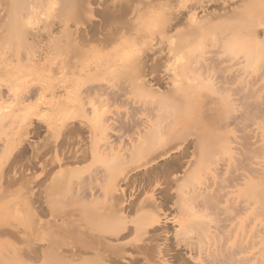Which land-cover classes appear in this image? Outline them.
<instances>
[{"label":"bare ground","instance_id":"bare-ground-1","mask_svg":"<svg viewBox=\"0 0 264 264\" xmlns=\"http://www.w3.org/2000/svg\"><path fill=\"white\" fill-rule=\"evenodd\" d=\"M90 1L91 0H87V3L84 4L83 7L86 8L85 9L86 11L91 13V16H93L92 13L94 11V7ZM131 1L132 0H128V1L126 0V3L123 6L124 9L123 10L121 9L122 11H119L120 8L119 9L115 8V10H118L119 12L118 11L116 12L115 10H112L111 8L110 9L112 11L110 10L109 12H108L109 8H107V11L106 9H104V11L107 12V13H104L106 14L105 19L107 18L106 20L107 23L109 22L108 20H110V24H111L112 18L114 17L116 18L121 14L123 15L128 10L133 11L135 7H133V9L131 7H127L128 6L127 2L130 5ZM149 1L152 2V0H148L146 2L151 4ZM214 3L215 4L217 3L216 7H218V10H216L217 8L213 9V12L208 11V4H209L208 1L207 2L202 1L192 6L191 11L189 10L190 12L189 16H191L189 17V19L192 20V21L191 20L189 21H191L192 24L191 22H189L191 26V30L187 31V33L190 32L188 37L186 36L182 39H175L173 38L174 37L173 35H170L171 36L170 37L167 33H165L166 38L168 36L167 39L164 38L165 36H163L164 42L166 39L165 44L164 42L160 44V42L153 37L155 41H158L156 43H158L159 46L158 44L155 43L154 40L151 42L153 38H151L148 42L150 43V45L146 43L148 39L145 40L144 43H142V45L145 44L143 45L145 48L143 46H138L141 49L142 53H144L143 52L144 49H145L144 51H146L148 46H149V49L147 52H150L152 54L159 51L161 55H164L163 52L164 51L166 52L168 50L170 54L175 55V56L172 55V57L174 56L175 58L180 59V60H175V63L177 61H180L179 63L178 62L177 63L180 64V67H181L180 70L178 69L176 70L175 68H172V70L175 69L174 71L175 73L174 72L171 73L172 72L171 70L169 71V73L166 72L169 69L165 71H163L162 69L161 71L163 72H160L159 71L160 69L157 66L161 64L162 61L160 60L162 59V56H161V59L159 58L160 56L158 57V59L156 57L153 58V56L150 59V57H147L148 56L147 53L144 54L145 56L143 55L144 57L142 59L140 58L141 61L139 60H138L139 62L137 61L138 62L137 65H139L138 66L139 69L137 67V72L139 70V73L137 74L138 75L137 81L139 84L143 86V88L142 86L140 87L141 90L142 91L143 89H145L144 91L148 90L146 92L150 91V94H152V92L154 94V91L156 90L162 94L165 91L168 92L167 94L169 93L172 94L179 90V92H176L178 94H173L174 95L173 98H176L178 95H180L181 98H183V94L186 92L185 90L189 89L188 88L189 86H192L191 85L192 81L193 80L195 81V78L192 77L190 79L191 80V84H190L189 83L190 80L184 75L185 72L183 71L187 68V66H189L188 64L190 63H188L187 61L186 62L184 61L186 60V58L184 59L181 53L189 49L190 48L189 46L193 47L192 43L196 41V38H198L197 37V35L199 36L198 33H203L206 30L210 28L212 29L215 25H217V27L215 28L218 29V34L215 37L216 39L213 41L214 45L213 43L212 45L215 46V49H217L219 55L215 59L211 60L209 57L210 56L209 54L207 59L204 60V61H207V62H204V64L206 65L205 68H208V72L205 70L206 73L205 72L204 73L205 74L209 73L208 74L209 76L205 74L204 75L206 76L205 78L209 79L210 76L212 77V74H214L213 72L211 74L209 70L211 71V68L212 70L213 69L218 70L217 72L219 74L218 73H217L218 75L215 74L216 76L214 78L216 79L218 76L217 79H218V82H220L218 84L222 86V88L220 87L221 92L219 93H222L223 91V93L226 94L227 89L231 87L229 88L231 94L227 93L226 95L223 96V93H222L221 95H219L221 97V98L219 97L220 99H222L223 97L222 100L218 98L217 101L218 100L220 101L218 102L214 101L212 105L207 107L209 123L210 125H214L215 130L211 129L209 131H201V132L197 131L194 133L191 131L192 134H190L189 131L188 132L185 131V129L183 128L185 127V123H186L183 120L186 119V115H188V113L186 112V108L188 104H186V101L184 100V98L183 99L177 98L179 99V101H177V99H174V100H171L170 104H167L166 101H165L166 104H164L165 102L164 103L162 102L163 104H161L162 106L166 105L167 108L169 107L172 112L169 111V109L168 110L165 109L166 106L162 107L160 104H157L158 105L157 108L155 107L157 106L156 104L153 105V108L151 105H150L151 107L148 106V110H150L148 114L152 112L151 114H154L153 115L154 117H151V119L153 120H151L149 123L147 122L148 125L145 123V126L147 127H144L145 128L144 132L143 130H141L142 132H140L139 130L137 132L135 131L136 132L135 134L134 132H131L134 134L133 135V134H129L130 130H128L127 132L128 135L124 133L123 135L124 136L126 135V137L123 136L121 141L119 137L118 138L119 142H118L117 138L113 137L111 131L115 133V131L119 128H116L115 131L113 130L114 128L112 130L109 129L112 127L110 126V122L112 123L111 125H113L114 123L113 118H112L113 116L112 115H111L112 117L110 116L112 118V119L110 118L111 121L109 117H106V114H107V112L105 111L106 106L104 107L103 105H102L103 110L101 109L102 114L99 113L101 112V110H99L101 108L100 107L101 104H97L98 102L96 99L97 97L100 96L98 93L101 92L100 94L103 95L102 90L105 88H103L102 86H100L102 88H99V85H97L98 87L91 86L90 88H89L90 86L89 85L86 88L85 87L86 85L84 86L82 84L83 83L82 80L80 81V79H82L86 73H83L82 71L81 73L77 72L79 71V69L76 71V69L78 68L76 64L79 63L77 65H80L81 67V65L85 63L83 66L85 67V69L83 70H86V67L88 66V60L86 59V55L84 54L85 51L82 49L80 44H82L84 41L96 39L97 37H99V39L100 38L102 39V43L103 42L104 44L109 43L114 40V38L120 32L119 31L120 29L125 28V27L130 28L131 22L128 21V22H123L119 24L116 21L117 24H114L115 22L113 20L114 23L113 22L112 23L114 24V26H111L112 28L108 29L109 34L106 33L107 35L105 34L104 37H100V36L96 37V34H98V32L102 29V27L99 25L98 27H96L97 25L95 26L94 24H93L94 27L88 26V28L86 27V29L81 31L82 33L79 31L80 34L74 32L72 29L75 35L73 36V38L71 36L70 37L72 40L75 39V41L73 40V42L77 41L75 43V47L77 46L76 50L79 49L78 50L79 52L77 51L75 52V47H73L74 43L69 41L70 39L69 36L67 37V34L71 33L70 32L71 29L67 27V31L65 30L64 32L66 36L65 39H67L69 43L71 42L70 44L67 43V46L68 44L69 46L73 44L72 45L73 49L71 47L70 49L74 52L70 54L77 55L76 53H79L80 59H78L79 58L78 55H77V58L74 55L73 56L69 55L70 58L65 57V60H67L66 58H68L67 60L68 64H66L67 63L66 61H63L64 59L63 57L61 61H58V62L56 61V62L60 64L63 61V63L67 65V67H65L64 64L62 63L66 69H68V66L70 67V70H68L70 72L66 71V69L63 68L66 72H68V75L72 73V69H71L72 65L76 66L75 69L73 68V66L72 68L74 69L73 71L74 72L76 71L77 73L73 72L71 75H69V77L67 76L68 77L67 80L62 79L60 81L61 83L59 82L60 84L56 85V87L54 85L52 86V88L48 87L50 88L48 90L52 89L51 91H47V89L44 90V93L51 92L52 94L51 100L52 98L53 100L52 101L50 100L51 103H49L50 101H47V102L50 105L48 107L54 112L51 113L49 112L50 111L49 109H48L49 111L46 109L48 113L50 114H47L46 113L47 111L45 110L44 111L45 113H43L45 114L44 116L42 115V113H40L42 117L38 116L39 115L38 113L36 120L39 121V123L38 122L36 123L35 120L34 121L32 120L34 118H31L28 116L30 119H28L27 117L28 121L27 120L25 121L27 123L24 122L25 125L24 124H23L24 126L22 125L24 128L19 127L22 130V133L23 132L24 133L22 134L20 129L19 131L17 130L18 132H16V136L15 134H14L15 137L13 136L15 139L14 138L10 139V141L6 143V146L9 145L11 147L10 154H12L15 150H18V148L21 145L27 142L28 145H26V149H25L26 152L24 151L25 154H23L24 152L22 154L20 153L21 155L18 154L15 157V160H17V162L19 161L20 163V160L26 158L27 164L25 165L26 166L28 165L30 174L34 173L33 168L37 166L38 164V163L36 164L35 160H38V157L42 154L44 156L46 150L51 149V152H52L55 149L56 155L53 153L55 155L54 163L50 162L52 160L51 157H47V158H50V160L48 159L49 160L48 163L50 165H52L51 163L55 165V159H56V161L58 162L56 166L57 165L58 167L64 166V169H62L63 167H61L60 168L61 170L60 169L59 171L55 170L57 171L55 173L56 175H59V174L63 175V173L65 175V173L68 170V172L66 173L65 181L67 180L68 174H71L70 177H73L72 174H75V172L78 173L79 175L77 174L76 175H77V178L78 177L79 178L77 179V182H76L77 184L76 183L75 184L79 186V190L76 191L74 189V192L76 191L78 193H80V190H81L80 186L84 185V184L82 185V183L85 181V179L88 180V178L84 177L85 174H83L82 176L81 175L82 173H79L80 168H81L80 166L84 164L86 160L91 159V157L92 158L93 156L97 157L99 153L104 154V155L102 154L103 156L101 155L102 157L104 156L107 157L108 155L106 151L108 149H111L110 151L108 150L109 153L111 154L109 155V157L113 159L115 163L110 162L111 159L109 158L110 161L108 159V162L112 164L108 163L109 164L108 165L106 162L108 167L102 165L103 167L106 168V171L104 170L105 168L103 169V167H101L102 169H100L96 165H94L97 168L95 169V167H93L92 168L93 171L92 169H90L89 172L92 171L90 175L88 174L89 172L86 173L87 177H90L89 181H91V182L85 181L86 185L89 182L90 185H87L89 189H86L87 187L86 185H84L86 188L84 189V186L82 187L81 194H78V193L75 194V196L78 194L77 198L79 197L78 198L79 200L77 201L74 200L76 198L74 195L72 196H74L75 198L74 199L71 198L72 200L76 201L75 203L77 202L80 203L79 201L83 199L86 201L90 200L91 202H86V203L89 204L93 202L94 208H98L99 205L95 203V201H97V198H98L96 196L97 191H98L97 189L100 188L101 190H103L104 187H100L101 185L98 186L97 184L96 188L97 187L98 188L96 190L94 188L93 190L91 189V186L97 183V181L101 182L102 180L100 178H102L103 176H106L105 178V182H106L105 188L106 189H104V191L106 190V206H105L106 212L103 211L105 214L102 212L101 214H99V217L95 216V221H96V218L97 220L98 218H100L99 221L104 220L106 222V232H104L106 235L98 234L97 232H101V231H102L101 233H103V230L97 229L96 231L94 229V225L93 227H91L92 225L88 226V224L90 223L85 224L83 220L86 219L85 218L86 216L83 217L79 213L77 214L78 211L76 210H74L75 212L71 211L73 209L80 210L81 207H78V206H82V209H81L82 211L83 205L84 207H86V203L84 204L85 201L84 202L82 201L83 205L82 204L79 205L77 203L76 205L78 208L74 206L72 203L71 206L73 205L76 208L72 209L73 206L72 207L69 206L71 210H69V207H67L68 205L65 206L66 209L60 208L62 204L59 203L60 206L59 205H56V206H58L59 210L62 211L63 214L61 215V212L57 210L58 208L56 207L57 209H55L54 207V203H56V200L58 199L57 201H60L61 197L58 198V196H53L54 198L53 197L52 198L56 199L53 202V199L52 200L50 199L49 195L51 193L49 191L47 193V194L50 193L48 195L49 198L46 195L45 197H47V200L45 197L44 199L45 201H47V203H49V206L50 204L52 205L51 206L52 208H50L51 212L54 209V211L56 210L55 212L59 211L60 214L56 213V216H53L55 215V212L51 214V212L48 211L47 213L46 212L47 210H45V208L47 207V204L44 203V200L42 201L46 205L43 207L44 209L41 207V204L37 205V203H35V201L33 200L32 196L33 197L35 196L33 194L36 193L35 192L36 190H34L35 188L34 189L31 188V185H30L34 183L33 178L30 177L32 175H28L29 176L28 179L31 180V181L28 180L29 182L27 181L30 187L29 185L28 186L26 185L27 186L26 188L28 189L27 190L25 189L26 192L24 191L26 194L27 193L30 194V195L28 194V196L27 195L25 196L27 205L29 206L30 209L32 208L33 210H35V205L37 206V208L38 206H40L43 210V211L41 210L40 212L47 213V217H48L46 218L44 223H38L42 225V226L40 225L41 230L40 229L30 230V229H33L31 228L32 224L34 228H38V227L35 226L37 225V223H35L36 221H34L36 220V218H34L33 221L29 219L30 221H32V223L28 222V225L31 224L29 225L30 226L29 233L30 231H33V233L34 231L36 232L41 231L40 233H44V231H46L45 225L50 230H51L50 227L52 225H55L56 227H58L57 228L58 232L57 231H56L57 233L54 232L56 229L52 231L55 226H53V229L51 230L52 233H54L55 237H59L60 235L63 239L65 238L68 239V237L66 236H70V237L68 240L59 239L61 237L54 238L51 231L48 230L49 234L50 233L52 234V235L50 234L52 237L47 238L46 237L47 234L45 233H48V231L45 232L44 233L45 238L43 240V243H41L43 245H41L39 242H36L34 238L36 240H39V239H42V236L44 235H40L39 237L41 238H39L36 236L37 234L36 233L35 234V236L37 237L36 238L34 237L33 233L32 234L30 233V236H27L28 238L25 236L27 238V240L25 239V241H27L26 244L27 243L28 244L25 247L26 248L25 249L26 258L24 259V264H256L258 263V262L253 263L254 259H259L258 260L260 261L259 263L264 264V0H215ZM131 5H134V4H131ZM140 8L142 9L143 7H140ZM198 9L200 11L205 12L204 14L201 15L202 17L201 16L198 17V14H199ZM0 13L2 14V12ZM141 14L143 15V13ZM175 14L173 17L169 16L168 18L171 17V19H167L166 20L167 22L165 21L166 26H169L167 27L168 29L172 26L174 28L176 27V25H179V23L182 22L181 20L184 15H180L181 14L180 12L178 13L175 12ZM213 16L219 17V19L221 20L217 21L219 19L215 20ZM109 17H111V19ZM192 18L194 19L195 22H193ZM226 18L228 19L226 20ZM228 20H231V21H228ZM214 21L217 23H214ZM49 31L50 29L46 30V32H49ZM28 32L31 33V37L33 40L31 41V43L33 42L32 46L34 47V44H35V47L38 46L39 48L37 49L39 52L36 51L35 53L34 51L36 49L34 51L32 50L33 52L30 50L33 53V55L32 56L30 55L32 53L27 54L30 59L26 60V62L29 61V63L28 62L27 63L30 66L32 65L35 68L42 67L44 69V67L46 68V66L49 65L48 63L53 64L52 66L59 67V65L56 64V62H54L55 60L53 58H52V61H53L52 63L50 62L51 60L50 58H49L50 60L47 63L49 52L51 51L46 50L47 51L46 52L45 42L42 43L44 39L43 29L34 28L31 32L29 30ZM0 33H1V30H0ZM68 35H71V34H68ZM201 35L202 34H200V36ZM163 39H160L161 42L163 41ZM67 40L66 42H68ZM78 40H81V42L82 41L83 42L81 43ZM163 45L164 46L167 45L168 47L167 46L164 47ZM49 46L50 45H48L47 47ZM62 46H64V44ZM183 47H186V49L183 50L182 49ZM165 48H167V50ZM180 49H182L181 53H180ZM82 50L84 51V53ZM51 54L52 53H50V55ZM83 54L85 55V57ZM176 55L179 57H177ZM71 57H72V60H71ZM208 58L210 60H208ZM83 59H85L86 61ZM149 59L152 60V62H149ZM75 60L76 61L79 60V61L76 62ZM70 61H73V62H70ZM172 61L174 62V60L171 59V62ZM184 62L187 63L186 64L187 66L185 65ZM172 66L175 67L176 65L175 66L172 65ZM58 67H55V68H58ZM52 68L53 67H51V69ZM60 68H62V65ZM73 74H74V77L72 78ZM203 76L201 75V77ZM186 78L189 80V82ZM197 78H200V76H198ZM200 79L202 80V78ZM217 79L214 81L217 82ZM73 81H75V85ZM70 82H73V84H71ZM165 82L167 83V85L170 84L171 86L170 90H173L175 92H171L169 89H167L168 86L166 87L167 90L163 91L165 87L163 90H162V87L164 84H166ZM187 82L189 86H186ZM76 83H77V86H76ZM125 84H123V86ZM194 84L195 83H193V85ZM74 86H76V88H74ZM83 86L84 88H86V90L83 88ZM125 86H128V84ZM134 86L135 84L132 87ZM39 87H42V86H39ZM185 87L187 88L185 89ZM36 88H38V86ZM36 88L32 85H28V88L25 94L26 93L27 95L30 94L31 97L34 96L32 94H34V91L37 90ZM45 88L47 87L45 86ZM72 88H74L75 91ZM78 88H81L83 90L80 89V91H78ZM113 88L115 89V87H111V89L108 91L109 85H108V89L106 85L105 92L108 94L110 92L109 95H111V98L114 100L122 98L123 93H124L123 91L124 89H122L123 87L122 88L119 87L120 89L117 87L116 90H114ZM39 89L41 90V88ZM182 90L185 92H183ZM41 91L42 93L40 94V91L37 90L35 92V96L38 95L36 94L37 92H39V94L42 95L43 90ZM71 91H73V93H76V94L79 93L78 95L74 96L76 100L80 99L81 97L79 102L78 100L75 101L74 97H72L73 95H70ZM180 92L182 95L180 94ZM96 94L99 96H96ZM92 95L96 99L91 98ZM227 96L229 97L231 101L230 100L227 101L228 100ZM70 97L74 99L75 103L76 102L78 103L79 107L74 106V103H73L74 101L73 99L71 100ZM86 97L89 98V100L90 98L92 99V102L90 104L91 106L88 105L91 100L88 103H86L87 101L83 100L84 98L87 99ZM44 101L45 100H43L42 102ZM93 101L96 103H94ZM39 102L33 103L32 107H38ZM47 102L46 103L44 102L43 104L48 105ZM93 103L95 104L94 106L95 108L92 106ZM40 104H39L40 106L47 107V105H42L41 102ZM89 106L92 107L93 109L89 108ZM96 107L99 108L98 111ZM86 108L90 109V112L94 111L93 113H90L89 111L88 112L90 113V115L92 114L91 116L92 118L96 115L94 117L95 120L89 117L90 116L89 113H88L89 116L87 115L86 111L88 109L86 110ZM77 109H80L81 112L79 110V112L77 111L76 113ZM155 109L157 110L155 111ZM95 111H97V113ZM161 111H163L164 114H162ZM167 111L170 113H168ZM82 112L86 118H89V121L87 119L86 121L84 119L85 117L82 115H80V117L81 116L82 118L84 117L83 118L84 121H80V119L82 120V118L79 117V113L81 114ZM183 112L185 116L183 115ZM75 113L77 114V116ZM98 113H99V116H98ZM58 115L59 116L62 115V116L59 117ZM63 115L64 116L66 115V118L69 116L68 120L72 116V118L76 119L77 121L79 120V122L76 123L77 121L74 119L72 122H70L72 118L68 121L65 119V117H63ZM214 115L216 116L213 118ZM132 117H135V116H132ZM183 117L185 118L183 119ZM121 118L118 117L117 120L120 121L119 119ZM59 119L60 120L63 119L64 122L60 121L61 123H59L58 125L57 123L59 122L58 121ZM91 119L95 122L91 121ZM54 120L56 121L54 122ZM65 120L68 122H66ZM132 121H134L133 118H132ZM132 121L130 122L131 124H132ZM182 121L184 122L183 124L184 126L181 125ZM123 123H125V121ZM138 123L143 124L141 122H138ZM179 124L183 126L182 128L184 130H182V128L179 129L180 128ZM44 125L47 127L46 130L49 131L48 132L45 130V132H47L48 134L46 137H48L49 135L50 136L52 135L54 138H56L55 140H57L58 138L60 139L62 134H63L62 135L63 137H61L59 144H58L59 140L54 141V144H53L52 141L54 138L51 139V137L49 136V138H47V141L51 139L50 142L52 143L50 142L43 143L42 141L43 144L41 143L40 145L44 146L45 144V147H47V149L43 147L44 149H46L44 151L42 146H40V148L43 150V153L39 154L42 152V150L39 148L37 143L34 142L32 139L35 134L37 133L40 134L39 131L40 130L42 131L43 127H45ZM125 125L126 123L124 124V126ZM113 126H115V124ZM139 128L141 127L139 126ZM107 130H110V132ZM88 132H89V136H91L93 140L92 141L90 139L91 137H87L89 139L88 140L86 138V140H88V143L97 144V146L101 145L102 147H105V144L107 143V146L105 147L106 150H104L105 153L101 152L103 149L102 148L100 149L98 147H97V149H99L98 151L101 150L100 152L97 151L98 153L97 152L95 153L94 151H92L93 148L92 150L91 149L87 150L88 146H90L88 143H86L88 145L86 148H83L86 146V145L84 146L83 144H82L83 147L80 145L81 146L80 148V147H77L79 145V142L78 143L75 142L76 143L75 145L77 147L76 149L79 148L78 150H76L75 147L71 146L72 142H70V146L65 145V143H67L66 141L69 140V138L67 137L70 136L72 139V140L70 139V141H73V137L76 135L77 136L76 140L78 141L79 139V141H81L80 138L83 137V140H84L85 139L84 134ZM117 133H115L117 137L118 135L122 136V134H120L121 132H119L118 135ZM78 136L80 138H78ZM99 136L101 138L105 136L106 137L104 138L105 141H102L104 139L101 140ZM124 138L126 140H124ZM96 139L97 141L99 139V141L97 142ZM10 142L12 143L11 145H10ZM55 142H57V145H59V147L55 145L56 144ZM102 142H104V145H102L103 144ZM72 144L74 145V143ZM66 146H68L71 149L73 148L76 151L69 150V149L67 150L65 149ZM89 148H91V146ZM40 150L41 152H39ZM227 150L229 151L231 150L232 152L231 151L230 152L232 154L229 152L226 156ZM222 152H224V154ZM46 153H50V150L49 152L46 151ZM144 153L145 155H143ZM229 154H231V156H228ZM22 155H25V156L21 157ZM99 156L97 158H99ZM43 160H46V159L44 158ZM39 161L40 160H38L37 162ZM42 163L43 164L40 163V165L42 166V168L44 167L43 169L45 172L42 170L43 173L44 174L46 173L45 175H47L48 177H49V174L53 176L52 173L47 174L48 172H52L50 170L51 168L50 169L46 168L47 166H49V164L45 163V161ZM79 163H82V164L78 166ZM54 165H52V168L56 167ZM110 165L112 166V168ZM21 166L23 167L24 165H21ZM65 166H67V168H65ZM115 166L117 168H115ZM197 166L199 168H197ZM23 170H25V168ZM69 171L72 173H70ZM200 171L202 174L198 175V172ZM203 172L205 173L204 177H203V174H204ZM194 173L197 174L196 175L197 178L198 177L202 178V182L204 183V185L201 184L202 182L199 183V186L197 185V183H195V185L192 184L193 182L191 181L192 179H188V178L190 177L192 178L195 175ZM12 176H13L12 178L10 177L8 179V183L10 182V184H13V183L15 184L16 182L18 183L20 182L19 179L16 178L20 176V174L18 175L17 172L15 171L14 175L12 174ZM91 177H93V179L98 178V180L96 181L94 180L95 183H92L93 180L91 179ZM60 178L61 176L59 177V179ZM80 178L82 180H80ZM59 179L57 180L61 182ZM187 179H188V182H186ZM195 179L196 178H193L194 181H196ZM75 180L73 181L75 182ZM189 180L191 184H188ZM203 180L204 181L206 180V181L204 182ZM45 181H47V179ZM52 182L50 180V184ZM54 182H56V178ZM80 182H81V185L79 184ZM184 183L185 185L187 184L188 186L185 187L183 185ZM180 184H182L183 186H181ZM57 185L58 184H56V186ZM53 186L55 185L53 184ZM1 188L4 189L5 186H2ZM62 189L63 188H61V190ZM70 189H72V186ZM61 190H59V192ZM182 190H184L185 192V193L183 192L184 195L180 193V191ZM64 192H67V191H64ZM99 192H102V191H99ZM71 194L72 193H70V195ZM99 195L100 194H98V196ZM95 196H96V199L94 198ZM91 205L92 204L88 206L91 207ZM95 205L96 206L98 205V206L96 207ZM47 208L49 209V207ZM39 209H37L38 212H39ZM64 209H65V212H69V213L64 215V212H63ZM67 209L69 211H67ZM84 209L85 210L83 211H88V207L87 209L86 208ZM33 210L32 211L30 210V211L33 214L35 213L36 215H34V217H36L37 211L35 210V212H33ZM95 210L100 212L99 209H94V211ZM175 210H177L176 212L177 214L175 213ZM178 210L180 214L178 213ZM96 211L94 213L93 212L91 213L92 216L96 215L97 213ZM82 212L80 213L82 214ZM89 212L91 211L89 210ZM44 213H43V216L46 215ZM49 214L50 216H48ZM178 214H179V217H178ZM29 216L31 217V215ZM51 216L53 217L52 219L53 221H51L50 219ZM90 217L91 216L89 213L88 218ZM43 218L44 217H42V219ZM92 219L93 217L91 218V221H92L91 223H93ZM88 221L90 222V219L89 220L87 219L86 222ZM43 224H45L44 227H43ZM41 227L44 228V231L42 230ZM59 227L60 229L61 228L63 229V227L64 228L70 227L68 228V230L71 229L70 231L61 230L64 233L70 232V234L65 236L66 233L65 234L62 233L63 236L62 234H59L58 236V233H61V231L59 230ZM90 227L93 229H90ZM183 229L185 231L187 230V232L189 231L190 233L186 232L185 237L182 234L183 238H180V236L178 237V234L180 235L181 234L180 232ZM92 230H95L96 234L92 232ZM0 233L17 235L16 233L8 229H0ZM40 233H38V235ZM104 246L106 247V249L103 251L104 248L102 249V247ZM100 248L104 253L100 251L101 253L95 254L94 252L96 251L98 252ZM105 251H106V254H105ZM204 252H205L204 254L205 257L204 255H202ZM91 253L95 254L93 255L94 257L90 255ZM199 253H200V256L198 255ZM101 254H103L104 256L106 255V258L100 259L98 255L102 256ZM201 255L204 258H202ZM199 257L202 260H199Z\"/></svg>","mask_w":264,"mask_h":264},{"label":"rangeland","instance_id":"rangeland-1","mask_svg":"<svg viewBox=\"0 0 264 264\" xmlns=\"http://www.w3.org/2000/svg\"><path fill=\"white\" fill-rule=\"evenodd\" d=\"M128 1V0H127ZM146 1H148V0H132L131 1V3H130V5L131 4H134V5H129L128 4V2H127V7H131L132 9H133V7H135L134 9H133V11L132 10H128L127 12H125V14H121V15H119L118 17H114V18H112V21H111V24H110V20H108L109 22L107 23V18L105 19V16H106V14H104V13H107V12H105L104 11V9H106V11H107V8H109L108 9V12L112 9V10H115V8L117 9H119L120 8V10L119 11H122L123 9H124V4L126 3V0H91L90 2H91V4L93 5V7H94V11H93V16H91V13H89L88 11H86L85 9V7H83V5L84 4H86L87 3V0H0V12H2V14L0 13V30H1V33H0V229H8V230H10V231H12V232H14V233H16L17 235H14V234H1L0 233V264H24V259L26 258L25 257V247H26V245L28 244H26V242L27 241H25V239L27 240V236H30V233L32 234L33 233V231H30V233H29V229H30V226L29 225H31V224H29L28 225V222L30 223H32V221L34 220V218H36V220H34V221H36L35 223H37V225H35V226H37L38 228H34V226H33V224H32V226H31V228H33V229H30V230H39L40 229V225L41 224H38V223H44V221L46 220V218H48L47 217V213H48V211H50V208H52L51 206V204H50V206H49V203H47V201H45V199H44V197L47 195V197H48V195L50 196V199L52 200L54 197L53 196H58V198H60L61 197V199H60V201H57L56 199H53V202H54V200H56V203H54V207H55V209H57L58 208V206H56V205H59V203L60 204H62V206L60 207V208H65L66 209V207L65 206H67V207H69V206H71V204L73 203V205L74 206H76L77 207V203H75L77 200H79L78 198H77V195L78 194H81V190H82V187L84 186V185H86L85 184V181L87 182V181H89L90 180V177H87V174L86 173H88L89 171H90V169H92L93 167H95V169L98 167V168H100V169H102L101 167H103V166H107V164L108 163H110V162H113V163H115L114 162V160L113 159H111L110 157H109V155H111L110 153H109V151L111 150V149H108L106 152H107V157H102L104 154L103 153H99L100 154V156H99V154L97 155V157L99 156V158H97L96 156V158L93 156V158L91 157V156H89V157H91V159H89V160H86V162L84 163V164H82V163H79L78 164V166H80L81 164L83 165H81L80 167V171H79V169H78V171H79V173H82L81 175L83 176V174H85V178H88V180H86L85 178V181L83 182V181H81V182H83L82 183V185L83 186H80V193H78V192H76L77 190H79V186L78 185H76L77 183V179L79 178H77V175H79L78 173H76L75 172V174H72L73 175V177H70V175L71 174H68L67 176V180L65 181V178H66V173L68 172V170H67V172L65 173V175H64V173H63V175H56L55 173L57 172V171H55V170H58L59 171V169L61 168V167H63L62 169H64V166H60V167H58V165L56 166V164H58V162L56 161V159H55V165L53 164L54 163V158H55V149H54V151H52L51 152V149H48V150H46L47 149V147H45V144H44V146H42V145H40L41 143H42V141H43V143H48V142H50L51 141V139H53L54 137L51 135H49L50 137H51V139L49 140V141H47V138H49V136L48 137H46L48 134H47V132H45V130L47 129V127L45 126V127H43V129H44V131H43V129H42V131L40 130L39 132H40V134H35L34 136H33V141L34 142H36L37 143V145L39 146V148H40V146H42V148L44 147V148H46V149H44L43 148V150L45 151H48L49 152V150H50V153H46V151H45V157L43 156V150H42V152H41V150L39 151V152H41V153H39V154H42V155H40V156H42V157H38V159H40V160H42L41 161V164H43L42 162H44L45 161V163H47V164H49L48 163V161L50 160V158H47V157H51V159L53 160H51L50 162H53V163H51L52 165H54V166H56L55 168H52V165H50L49 164V166H47L46 168H51L50 170L52 171V172H48L47 174H49V173H52L53 174V176L52 175H50L49 174V177L47 176V175H45L44 173H43V171H44V167L42 168V166L40 165H38L37 163H39V162H37L38 160H35V162H36V164H37V166H35L32 170L34 171V173L33 174H30V172H29V169H28V165L26 166L25 164H27V160H26V158H24V159H22V160H20V163H19V161L17 162V160H15V157L19 154V155H21L24 151H25V149H26V145H28L27 144V142H25L23 145H21L22 146V148H21V146L18 148V150H15L12 154H10V150H11V147L8 145V146H6V143H8V141H10V139H12V138H14L15 136H16V132H18L19 131V127H23L25 124H24V122L27 120L28 121V119H30L29 117H31V118H34V119H32L33 121L35 120L36 121V123L38 122L39 123V121H37L36 120V117H37V115H38V113H39V115L38 116H41L42 117V115L44 116L45 114H43V113H45L44 111L47 109H49L48 111L49 112H54L53 110H51L48 106H50L49 105V103H51V101L53 100V98H52V100H51V92H46V93H44V90H46L47 89V91H51V90H48V89H50V88H48V87H51L52 88V86L54 85L55 87H56V85H59L61 82V80L62 79H68V77H69V75H71L74 71V69L76 68V66L78 67L77 69H76V71L79 69V71H77V72H79V73H81V71L83 72V73H86L85 74V76L82 78V79H80V81L82 80V84L87 88L89 85V88L91 87V86H93V87H96L97 85H99V88H105V89H101L102 91H103V95H101L100 93H98L99 95H97L96 94V96H99V97H97V99L92 95V97L91 98H93V99H96L97 100V104H101V108L99 109V108H97V107H99V106H97L96 107V109H97V111H98V109L99 110H103V106L105 107L106 106V112H107V114H108V116H107V114H106V117H109V119L112 117L113 118V121H114V123H113V125L115 124V126H116V124H117V126L115 127V126H113V125H111L112 123L110 122L111 121V119H110V126H112L111 128H109V129H113L114 131L116 130V128H119V129H117L116 131L119 133V132H121L120 134H122V136L120 135H118V133L115 131V133H117V135H118V137L116 136V134L113 132V131H111L112 132V135H113V137H116L117 138V140H118V142H119V139H120V141L122 140V137L124 136L123 134L124 133H126V135H128L127 134V132H128V130H130V132H129V134H133V133H131V132H134V134L139 130L140 132H142L141 130H143V132H144V130H145V128L144 127H147V126H145V123L147 124V122L149 123L151 120H153V119H151V117H154L153 115L154 114H151V113H149L148 114V112L150 111V110H148V106H152V108H153V105H157V104H163L165 101L167 102V104H170V102H171V100H174V99H177V98H181V96L180 95H178L176 98H173V94H178V93H176V92H179V90L178 91H173V90H170V84H168L167 85V83L166 84H164L163 85V87H162V90L164 89V87H165V89L163 90V91H165V90H167V89H169L171 92H175V93H169V94H167L168 92L167 91H165L163 94L162 93H159L157 90L156 91H154V94H153V92H152V94H150V91L149 92H146V91H148V90H146V91H144L145 89H143V91L141 90V84H139L138 83V73H139V70H138V72H137V67L139 66V65H137V63L139 62V61H141L140 60V58L142 59L145 55L144 54H146L147 53V57H150V59L152 58V56H153V58L154 57H156L157 59H158V57L161 59V56H162V59L160 60V61H162L161 62V64L160 65H158L157 67L160 69L159 71L160 72H163V71H165V70H167V69H169V70H167L166 72H168L169 73V71L171 70L172 72L171 73H173L174 71H175V69L177 70H180L181 69V67H180V64H178L180 61H177L176 63H175V60H180V59H178V58H175L174 56V54H170L169 52H168V50H167V48H165L167 51L165 52H163L164 53V55H161L160 54V52L158 51V52H153L154 54H152V53H150V52H147L148 51V49H149V46H148V48L146 49V51H144L143 50V52L144 53H142L141 52V49L138 47V46H143V45H145V44H143L142 45V43H144V41L145 40H147L148 39V41L146 42V43H148L149 42V40L151 39V38H155L156 40H158L159 42H160V44H162L163 42H164V39H163V36H165V33H167L169 36L170 35H173L172 37L173 38H175V39H182V38H184V37H188V35H189V33H187V31L189 30H191V26H190V24H189V22H191L192 20L191 19H189V17H191V16H189V14H190V12H189V10L191 11V8H192V6L194 5V4H198L199 2H202V1H204V2H207L208 1V11H211V12H213V9H216V10H218V7H216L217 5V3L215 4L214 2H215V0L213 1V0H152V2H150L151 4H149L148 2H146ZM122 5V6H121ZM120 6V7H119ZM126 6V5H125ZM137 7V8H136ZM140 7H143L142 9L140 8ZM111 8V9H110ZM139 8H140V10H139ZM122 9V10H121ZM111 10V11H112ZM104 11V12H103ZM116 12L118 11V10H115ZM118 11V12H119ZM136 11V12H135ZM215 11V10H214ZM132 12V13H131ZM175 12L176 13H178V12H180L181 14L180 15H184L183 16V18H182V22H180L179 23V25H176V27H174L173 28V26L172 27H170L169 29L167 28V27H169V26H166V20L167 19H171V17L170 18H168L169 16H174V14H175ZM103 13V14H102ZM141 13H143V15L141 14ZM198 17L199 16H201L202 14H204L205 12H203V11H200L199 9H198ZM102 14V15H101ZM141 14V15H140ZM126 15V16H125ZM176 15V14H175ZM141 16V17H140ZM204 16V15H203ZM202 17V16H201ZM214 17V16H213ZM212 17V18H213ZM110 19H111V17H109ZM118 18V19H117ZM122 18V19H121ZM215 18V20L216 19H219V17H214ZM231 18V17H230ZM229 18V19H230ZM121 19V20H120ZM140 19V20H139ZM193 19V18H192ZM228 18H226V20H227ZM105 20V21H104ZM113 20H114V22H113ZM184 20V21H183ZM189 20H191V21H189ZM214 20V19H213ZM221 19H219V20H217V21H220ZM225 20V19H224ZM232 20V19H231ZM231 20H228V21H231ZM104 21V22H103ZM116 21H117V23H119V24H121V23H123V22H131V26H130V28H122V29H120L119 31V33L117 34V36L114 38V40L113 41H111V42H109V43H106V44H104V42L102 43V39L100 38L99 39V37H97V36H100V37H104V35L107 33V34H109V31H108V29L109 28H112L111 26H114V24H117L116 23ZM141 21V22H140ZM166 21V22H165ZM169 21V20H168ZM227 21V22H228ZM106 22V23H105ZM114 24H113V23ZM193 22H195L194 21V19H193ZM101 23V24H100ZM144 23V24H143ZM214 23H217V22H215L214 21ZM96 26V27H98V25L99 26H101L102 27V29L98 32V34H96V39H91V40H88V41H82L81 42V40H78V41H80L82 44H80L81 45V47H82V49L85 51V53H84V51H83V53L86 55V59L88 60V66L87 65H85V66H87L86 67V70H83V69H85V67H83L84 66V64H82L81 65V67H80V65H77V64H79V63H77L76 64V66H73V68H72V66H71V69H72V73L71 74H69L68 75V72H70V71H68V70H70V67L68 66V69H66L65 67H67V65L66 64H68V62H67V60H68V58H70L69 57V55L70 56H73L74 54H70V53H72L73 51L70 49V47L72 48V45L71 46H69V44L71 43V42H73V40L75 41V39H71V37L73 38V36L75 35V33L74 32H76V33H79V31L81 32L82 30H84V29H86V27L88 28V26L89 27H94V25ZM102 24H103V26H102ZM110 24V25H109ZM125 24V23H124ZM191 24H192V22H191ZM66 25V26H65ZM105 25V26H104ZM194 25V24H193ZM175 26V25H174ZM189 26H190V28H189ZM66 29H65V28ZM67 27H69L70 29H71V33H68V34H71V35H68L67 34V37L69 36H71L70 37V39H69V41H71L70 43H69V41L67 40V39H65L66 38V36H65V34H64V32H65V30L67 31ZM194 27V26H193ZM215 27H217V25H215L211 30L210 29H208V30H206L205 32H203V33H198L199 34V36H200V34H202L200 37L197 35V37L198 38H196V41L195 42H193L192 43V46L193 47H191V46H189L190 48L189 49H187V50H185V52H182L181 53V51H182V49L184 50V49H186V47H183L182 49H180V53L182 54V56L184 57V59L186 58V60H184L185 62L187 61L188 63H190V64H188L189 66H187L186 64L187 63H185V65L187 66V68L183 71V72H185L184 73V75L190 80L192 77L193 78H195V81L193 80L192 81V84H191V80H190V82H189V80H188V82L192 85V86H189V84H188V82H187V84H186V86H189L188 88L189 89H187V90H185V91H183V92H185L184 94H183V98H184V100L186 101V104H188V106L187 105H185V106H187V108L186 107H184V108H186V112L188 113V115H186V119H184L185 117H183V121H185L186 123H185V127H183L184 125V122L182 123L181 122V125H183V126H181L180 124H179V126H180V128L179 127H177V128H179V129H181L182 127L185 129V131H189L190 132V134H192L191 133V131L194 133V132H201V131H209V130H215L214 129V125H210V123H209V120H208V114H207V107H209L210 105H212L213 103H214V101H217V99L220 97L219 95H221L222 93H223V91H222V93H219V92H221L220 91V87L222 88V86H220L218 83H220V82H218V76H217V82L216 81H214V80H216L214 77L216 76L215 74H217L218 72V70H215V69H213L212 70V68H211V71L209 70V72L212 74V72L214 73V74H212V77L214 78H212L211 76H210V78L209 79H207V78H205L206 76L205 75H207V76H209L208 74H205L206 73V71L208 72V68H205L206 67V65L204 64V62H207V61H204L205 59H207V57H208V55L210 54V59L211 60H213V59H215L218 55H219V53H218V51H217V49H215V46H213L214 45V43H213V41L216 39L215 37L217 36V34H218V29H216ZM34 28H40V29H43V31H44V34H43V37H44V39H43V41H42V43H44L45 42V51L46 50H50L51 52H49V57H48V59H47V63H48V61L50 60V62L52 63L53 61H52V58L55 60L54 62H58V61H61L62 60V57L64 58L63 59V61H66L67 63L66 64H64L63 63V61L60 63L61 65H62V68H60L61 67V65L60 64H58L57 62H56V64H58L59 65V67L58 66H52L53 64H50V63H48L49 65H45L46 66V68L44 67V69L42 68V67H38V68H35V67H33L32 65L30 66L28 63H29V61H27L26 62V60H29L30 58L28 57V55L27 54H30V53H32L35 49V53H36V51L37 52H39L38 51V49L37 48H39L38 46L37 47H35V44H34V47L32 46V44H33V42L31 43V41H33L32 40V37H31V33H29L28 32V30L31 32ZM28 29V30H27ZM50 29V31L49 32H46V30H49ZM72 29H73V31H72ZM167 29V30H166ZM217 31V32H216ZM84 32V31H83ZM67 33V32H66ZM73 33V34H72ZM82 33V32H81ZM64 34V35H63ZM80 34V33H79ZM78 34V35H79ZM106 34V35H107ZM166 34V35H167ZM180 35V36H179ZM185 35V36H184ZM196 36V35H195ZM171 37V36H170ZM154 38L151 40V42L154 40ZM164 38H166V36L164 37ZM167 38H168V36H167ZM166 38V39H167ZM160 39H163V41L161 42V40ZM166 39H165V42H166ZM66 40L68 41V42H66ZM101 41V42H100ZM155 41V40H154ZM158 41H155V43L156 42H158ZM50 42V43H49ZM77 42V41H76ZM76 42H73L74 43V45H73V47H75V43ZM165 42H164V44H165ZM47 43V44H46ZM67 43H69L68 44V46H67ZM212 43H213V45H212ZM64 44V46H62V45ZM156 44H158V43H156ZM48 45H50L49 47H47ZM147 45V44H146ZM148 45H150V43H148ZM158 46H159V44H158ZM164 46V45H163ZM165 46H167V45H165ZM164 46V47H165ZM211 46H213V47H211ZM67 47V48H66ZM144 47V46H143ZM168 47V46H167ZM34 48V49H33ZM63 48V49H62ZM66 48V49H65ZM76 48H77V46L75 47V52L77 51V52H79L78 50H76ZM142 48V47H141ZM145 48V47H144ZM188 48V47H187ZM212 48H213V50H212ZM69 49V50H68ZM73 49V48H72ZM209 49V50H208ZM211 49V50H210ZM31 50H33L32 52L29 51ZM80 50H81V48H80ZM65 51V52H64ZM211 51V52H210ZM47 52V51H46ZM81 52V51H80ZM213 52V53H212ZM50 53H52L51 55H50ZM65 53V54H64ZM67 53V54H66ZM74 53V52H73ZM162 53V52H161ZM162 53V54H163ZM167 53H169V54H167ZM179 53V54H180ZM27 56H26V55ZM64 56H63V55ZM78 56H79V53H76ZM83 54V55H84ZM152 54V55H151ZM160 54V55H159ZM167 54V55H166ZM185 54V55H184ZM25 55V56H24ZM31 56L33 55V53L32 54H30ZM77 55H74L76 58H77ZM85 55H84V57H85ZM144 55V56H143ZM151 55V56H150ZM158 55V56H157ZM172 55H174L173 57H172ZM52 56V57H51ZM81 56H82V54H81ZM142 56V57H141ZM177 56V55H176ZM181 56V55H180ZM26 57H28V58H26ZM65 57H68V58H66L67 60H65ZM177 57H179V56H177ZM211 57H213V58H211ZM50 58V59H49ZM61 58V59H60ZM75 58V59H76ZM82 58H83V56H82ZM182 58V57H181ZM74 59V58H73ZM78 59H80V56H79V58ZM149 59V62H152V60H150ZM171 59L172 60H174V62L172 61L171 62ZM209 58H208V60H210ZM71 60H72V57H71ZM83 60H85V59H83ZM139 60V61H138ZM76 61V60H75ZM79 61V60H78ZM78 61H76V62H78ZM86 61V60H85ZM138 61V62H137ZM182 61V60H181ZM70 62H73V61H70ZM81 62V61H80ZM64 64V66H63V64ZM170 63V64H169ZM173 63V64H172ZM55 64V63H54ZM70 64V63H69ZM81 64V63H80ZM87 64V63H86ZM140 64V63H139ZM176 65L175 67H173L172 65ZM178 64V65H177ZM215 64V63H214ZM51 65V66H50ZM71 65V64H70ZM135 65H136V67H135ZM167 66V67H166ZM48 67H50V68H48ZM51 67H53L52 69H51ZM55 67H58V68H55ZM83 67V68H82ZM176 67H178V68H176ZM63 68H65L66 69V71H68V72H66ZM81 68V69H80ZM172 68H175V69H173L172 70ZM215 68H216V66H215ZM138 69H139V67H138ZM163 69V71H161ZM210 69V68H209ZM136 70V71H135ZM206 70V71H205ZM74 72V73H77V72ZM186 71H188V72H186ZM215 71V72H214ZM137 72V73H136ZM205 72V73H204ZM67 73V74H66ZM170 73V74H171ZM175 73V72H174ZM188 73V74H187ZM189 74H191V75H189ZM196 76H195V75ZM205 74V75H204ZM219 74V73H218ZM217 74V75H218ZM136 75V76H135ZM201 75L203 76V77H201ZM68 76V77H67ZM198 76H200V78H202V80L200 79V78H197ZM65 77H67V78H65ZM74 77V74L72 75V78ZM190 77V78H189ZM71 78V79H72ZM134 79H136V80H134ZM204 79H206V80H204ZM186 80V81H187ZM212 80V81H211ZM72 81V80H71ZM79 81V82H80ZM137 81V82H136ZM165 81H167V80H165ZM60 82V83H59ZM62 82H64V81H62ZM67 82V81H66ZM74 82V85H75V81H73ZM73 82H70L71 84H73ZM78 82V83H79ZM69 83V82H68ZM81 83V82H80ZM116 83H118V84H116ZM121 83V84H120ZM125 84V83H127L128 84V86H125V85H127V84H125L124 86H123V84ZM133 83V84H132ZM170 83V82H169ZM193 83H195L194 85H193ZM81 84V85H82ZM120 84V85H119ZM135 84V86L134 87H132L133 85ZM28 85H32V86H34L35 88L38 86V88H36L37 90H39L40 91V94L42 93V91L41 90H43V94L42 95H40L39 94V92H37L36 94H38V95H36L35 96V92L37 91V90H35L34 91V94H32V95H34V96H32L31 97V95L30 94H28L27 95V93L25 94V92L27 91V88H28ZM106 85H107V89H108V85H109V89H108V91L111 89V87H115V89L114 90H116V88L118 87H120V88H122V89H124L123 91H124V93H123V97L122 98H119V99H116V100H114V99H112L111 98V95H109L110 94V92H109V94L108 93H106L105 92V90H106ZM118 85V86H117ZM39 86H42V87H39ZM44 86V87H43ZM45 86L47 87V88H45ZM76 86H77V83H76ZM76 86H74V88H76ZM79 86V85H78ZM84 86H83V88H84ZM100 86H102V87H100ZM122 86V87H121ZM169 88H168V87ZM98 87V86H97ZM125 87V88H124ZM166 87H167V89H166ZM39 88H41V90L39 89ZM43 88V89H42ZM54 88V87H53ZM74 88H72L74 91H75V89ZM86 88H84L85 90H86ZM119 88V89H120ZM142 88H143V86H142ZM187 87H185V89H186ZM192 88V89H191ZM229 88H231V87H229ZM228 88V89H229ZM80 89L81 88H78V91H80ZM172 89V88H171ZM228 89H227V93H230L231 94V92H230V89H229V91H228ZM81 90H83V89H81ZM100 90V91H101ZM222 90V89H221ZM182 92V93H183ZM71 93H73V91H71ZM70 93V95H73L72 97H74V96H76V95H78V94H76V93H73V94H71ZM105 93V94H104ZM187 93V94H186ZM226 93V94H227ZM109 96H108V95ZM180 94H181V92H180ZM226 94H224L223 93V96L224 95H226ZM27 95V96H26ZM40 95V96H39ZM160 95V96H159ZM172 95V96H171ZM182 95V94H181ZM187 95H188V97H187ZM80 96V95H79ZM176 96V95H175ZM180 96V97H179ZM185 96H186V98H185ZM233 96V95H232ZM72 97H70L71 98V100L73 99ZM89 97V96H88ZM228 97V96H227ZM231 97V96H230ZM76 98H78V97H76ZM87 98V97H86ZM90 98V100H89V98H87V99H83V100H85V101H87L86 103H88L89 101H90V103L88 104V105H90L91 104V102H92V99ZM111 98V99H110ZM183 98H181V99H183ZM221 98V97H220ZM219 98V99H220ZM225 98V97H224ZM69 99V98H68ZM74 99H75V97H74ZM74 99H73V101H74ZM80 99H81V97H80ZM80 99H77L78 100V102H79V100ZM222 99H223V97H222ZM222 99H220V100H222ZM228 100L227 101H229L230 99H229V97L227 98ZM43 100H45L44 102L46 103L47 101H50L49 103H48V105L47 104H43L44 102H42ZM55 100V99H54ZM76 99H75V101H77ZM96 100H94V101H96ZM113 100V101H112ZM220 100H218V101H220ZM224 100H226V99H224ZM42 103V105H47V107L46 106H40L41 104H40V102ZM66 101H67V99H66ZM72 101V102H73ZM75 101L73 102L74 103V106H77V107H79V105H78V103L76 104L75 103ZM93 101V102H94ZM169 101V102H168ZM177 101H179V99H177ZM181 101H183V100H181ZM184 101V102H185ZM217 101V102H218ZM231 101V100H230ZM35 102H39V104H38V107H32V105H33V103H35ZM69 102V101H68ZM154 102V103H153ZM163 102V103H162ZM166 102L164 103V104H166ZM174 102V101H173ZM172 102V103H173ZM72 103V104H73ZM94 103H96V102H94ZM93 103V104H94ZM80 104V103H79ZM92 104V106L94 107L95 106V104L93 105ZM96 104V105H97ZM37 105V104H36ZM103 105V106H102ZM91 106V105H90ZM89 106V108H92V107H90ZM150 106V107H151ZM162 106V105H161ZM161 106H159V107H161ZM164 107L166 106V105H163ZM162 106V107H163ZM156 108L158 107V105L157 106H155ZM154 107V108H155ZM189 107V108H188ZM95 108V107H94ZM147 108V109H146ZM88 108H86V110H87ZM93 109V108H92ZM146 109V110H145ZM162 109H164V108H162ZM161 109V110H162ZM165 109H169V111H171L170 110V108L168 107L167 108V106L165 107ZM46 110V111H47ZM79 110L80 109H77L76 110V113H77V111L79 112ZM102 110H101V112H99V113H101L102 114ZM157 109H155V111H156ZM48 111L46 112L47 114H50V113H48ZM90 112V109H88L86 112H87V115H88V113ZM97 111H95L96 113H97ZM105 111H103V112H105ZM166 111V110H165ZM164 111V112H165ZM185 111V110H184ZM73 112V111H72ZM80 112H81V110H80ZM94 112V111H93ZM92 111L90 112V113H93ZM162 112V114H164L163 113V111H161ZM168 112V111H167ZM166 112V113H167ZM172 112V111H171ZM182 112V111H181ZM40 113H42V115H40ZM70 113V112H69ZM75 113V114H76ZM90 113H89V115H90ZM99 113H98V116H99ZM165 113V114H166ZM168 113H170V112H168ZM186 113V114H187ZM46 114V115H47ZM73 114V113H72ZM71 114V115H72ZM100 114V115H101ZM33 117H32V116ZM80 115H82V116H84V114H83V112L80 114L79 113V117H80ZM88 115V116H89ZM112 115V116H111ZM119 115V116H118ZM152 115V116H151ZM183 115L185 116V114H184V112H183ZM29 116V117H28ZM59 116V115H58ZM62 116V115H61ZM61 116H59V117H61ZM68 116V115H67ZM73 116V115H72ZM72 116H71V118H72ZM76 116H77V114H76ZM76 116H74V117H76ZM82 116L80 117V118H82ZM87 116V117H88ZM92 116V114L89 116V117H91ZM93 116H94V114H93ZM96 116V115H95ZM94 116V117H95ZM111 116V117H110ZM129 116H131V117H129ZM132 116H135V117H132ZM216 115H214L213 116V118L215 117ZM27 117H28V119H27ZM63 117H65V119L66 120H68V118H69V116L66 118V115L64 116L63 115ZM62 117V118H63ZM85 117V116H84ZM83 117V118H84ZM94 117L92 118L93 120H95L94 119ZM118 117L119 118H121V119H119L120 121H118L117 119H118ZM156 117V116H155ZM40 118V117H39ZM70 118V119H71ZM83 118H82V120L80 119V121H84L83 120ZM116 118V119H115ZM132 118L134 119V121H132ZM136 118H137V120H136ZM139 118V119H138ZM61 119V118H60ZM58 120L57 122V124L59 125V123H61V122H64L63 121V119L62 120ZM69 119V120H70ZM73 119L74 118H72V120L70 121V122H72L73 121ZM85 120L87 119L88 121H89V118H84ZM91 119V121H93ZM96 119H97V117H96ZM129 121H127V120ZM130 119H131V121H132V124L130 123L131 121H130ZM142 119V120H141ZM143 119H145V120H143ZM65 120V121H66ZM68 120V121H69ZM74 120H76V119H74ZM86 120V121H87ZM141 120V121H140ZM187 120H188V122H187ZM56 120H54V122H55ZM61 121V122H60ZM68 121H66V122H68ZM77 121V120H76ZM75 121V122H76ZM98 121V120H97ZM125 121V123H126V125L124 126V124L125 123H123ZM128 122V124H127V122ZM144 121H146V122H144ZM53 122V123H54ZM79 122V120L76 122V123H78ZM93 122H95V121H93ZM138 122H141V123H143V124H139ZM25 123H27V122H25ZM122 123V124H121ZM24 124V125H23ZM56 124V125H57ZM121 124V125H120ZM23 125V126H22ZM128 125V126H127ZM137 125V126H136ZM148 125V124H147ZM135 126V127H134ZM139 126L141 127V128H139ZM125 127V128H124ZM129 127V128H128ZM24 128V127H23ZM176 128V129H177ZM182 128V130H184ZM126 131H125V130ZM18 130V131H17ZM21 130V129H20ZM181 130V131H182ZM23 131H24V129H23ZM46 131H48V130H46ZM107 131H109L110 132V130H107ZM123 131H125V132H123ZM136 131V132H135ZM176 131H178V130H176ZM184 131V132H185ZM43 132V133H42ZM49 132V131H48ZM21 133H22V130H21ZM20 133V134H21ZM24 133V132H23ZM22 133V134H23ZM46 133V134H45ZM115 134V136H114V134ZM14 134H15V136H14ZM45 136H44V135ZM133 134V135H134ZM187 134V133H186ZM189 134V133H188ZM63 135V134H62ZM61 135V137H63ZM85 135V141H87V142H85L84 140H83V137L82 138H80L79 136H78V138H80L81 139V141H79V139H78V141L76 140V135L74 136V135H72V136H74L73 137V141H70V139H71V137L69 136V137H67V138H69V140H67L66 142L68 143H65V145H69L70 146V142H72V143H74V145L76 144V143H78L79 142V145L77 146V147H80L81 148V146L83 147V145L85 146V147H83V148H86L88 145L86 144V143H88V138L87 137H91V136H89V132L88 133H86V134H84ZM126 135L124 136V137H126ZM14 136V137H13ZM83 136V135H82ZM231 136H232V134H231ZM230 136V137H231ZM46 137V138H45ZM61 137H60V139L58 138L57 140H55L56 138H54L53 139V144H54V141H58V144L60 143V140H61ZM100 137V136H99ZM120 137V138H119ZM32 138V137H31ZM46 140H45V139ZM86 138L88 139V140H86ZM101 138V137H100ZM104 138H106L105 136H103V138H101V140L102 139H104ZM119 138V139H118ZM15 139V138H14ZM13 139V140H14ZM35 139V140H34ZM91 140H92V137L90 138ZM13 140H12V142H13ZM72 140V139H71ZM76 140V141H75ZM90 140V141H91ZM124 140H126L125 138H124ZM93 141V140H92ZM96 141H97V139H96ZM98 141H99V139H98ZM97 141V142H98ZM102 141H105V139L104 140H102ZM39 142V143H38ZM52 142H50V143H52ZM76 142V143H75ZM82 142H84V143H82ZM42 143V144H43ZM56 144L55 145H57V142H55ZM71 143V146H73V147H75V149L77 148L76 147V145L74 146L73 144ZM95 143V142H94ZM100 143V142H99ZM103 144L102 145H104V142H102ZM12 143L10 142V145H11ZM83 144V145H82ZM90 146H91V148H89L90 146H88V149L87 150H92V148H93V150L92 151H94L95 153L99 150V149H97V147L98 148H102L103 150L101 151V152H104L105 153V151L104 150H106L105 149V147L107 146V143L105 144V147H102L101 145H98L97 146V144H92L93 145V147H92V145L90 144V143H88ZM101 144V143H100ZM52 145V144H51ZM64 145V146H65ZM81 145V146H80ZM143 145V144H142ZM53 146V145H52ZM96 147V149H95V147ZM99 146H101V147H99ZM116 146V145H115ZM55 147V146H54ZM57 147H59V145H57ZM109 147V146H108ZM82 148V149H83ZM24 149V150H23ZM52 149H53V147H52ZM65 149H69V150H74V151H76V150H78V149H71V148H69L68 146H66V148ZM81 149V150H82ZM95 149V150H94ZM84 150V149H83ZM100 151H98V152H100ZM231 151V150H230ZM229 150H227V153H226V156H227V154L230 152ZM26 152V151H25ZM25 152L23 153V154H25ZM97 152V153H98ZM146 152V151H145ZM232 152V151H231ZM230 152V153H231ZM21 153V154H20ZM55 155H54V154ZM59 153V152H58ZM109 153V154H108ZM143 153V152H142ZM223 154H224V152H222ZM53 154V155H52ZM222 154V155H223ZM232 154V153H231ZM231 154H229L228 156H231ZM47 155V156H46ZM143 155H145V153L143 154ZM25 155H22L21 157H24ZM54 156V157H53ZM46 159V160H43V159ZM111 159V161H110V159ZM49 159V160H48ZM106 159H107V161H106ZM108 159H109V161L110 162H108ZM113 160V161H112ZM89 161V162H88ZM57 162V163H56ZM106 162H107V164H106ZM87 163V164H86ZM99 164V166H98V164ZM24 165L23 167L21 166V165ZM110 164H112V163H110ZM94 165H96V166H94ZM101 165V166H100ZM103 165V166H102ZM109 165V164H108ZM115 165V164H114ZM113 165V166H114ZM51 166V167H50ZM53 166V167H54ZM111 166V165H110ZM109 166V167H110ZM199 166V165H198ZM197 166V168H199ZM58 167V168H57ZM108 167V166H107ZM25 168V170H23ZM46 168H45V170H46ZM65 168H67V166H65ZM105 167H103V169H104ZM111 168H112V166H111ZM115 168H117L116 166H115ZM49 169H48V171H49ZM52 169H54V170H52ZM200 169H202V168H200ZM43 170V171H42ZM61 170V169H60ZM77 170V169H76ZM105 171H106V168L104 169ZM17 172V174L19 175L20 174V176H18V177H16V178H18L19 179V183L18 182H16L15 184L13 183V184H10V182L8 183V179L11 177H13L12 176V174L14 175V172ZM24 171H25V173H24ZM54 171V172H53ZM92 171H93V169H92ZM91 171V172H92ZM198 171V170H197ZM45 172V171H44ZM46 172H47V170H46ZM70 172V171H69ZM91 172H89L88 174L90 175V173ZM27 173V174H26ZM45 175H43V174ZM70 173H72V172H70ZM73 173H74V171H73ZM106 173V172H105ZM196 173V172H195ZM194 173V174H195ZM204 173V172H203ZM77 174V175H76ZM199 174H202L201 173V171L200 172H198V175ZM28 175H32V176H30L31 178H33V180H34V183H32V182H30V183H32V184H30L31 185V188H35L34 190H36L35 192L36 193H34L33 195H35L34 197L32 196V198H33V200L35 201V203H37V205H40L41 204V207L43 208L44 206H46L45 204H47V207H49V209L46 207L45 208V210H47L46 212L47 213H44V214H46L45 216H43V213L42 212H40L41 210H42V208L40 207V206H38V208H37V206L35 205V210L37 211V216L36 217H34V215H36L35 213L33 214L31 211L33 210L32 208L30 209L29 208V206L27 205V202H26V199H25V196L27 195L28 196V194L29 193H25L26 191H25V189L27 190L28 188H26L29 184H28V180H30V179H28ZM33 175H35V176H33ZM74 175H76V176H74ZM88 175V176H89ZM196 175L197 174H195L192 178L190 177V178H188V179H192L191 181H193L192 182V184H194L195 185V183H197V185L199 186V183L200 182H202V178L201 177H196ZM204 175H205V173L203 174V177H204ZM56 176V177H55ZM61 176V178L59 179V177ZM47 177V178H46ZM50 177H51V179H50ZM104 177V178H103ZM102 178H100L101 180V182H99V181H97V183H95L94 182V180L96 181V180H98V178L96 179V178H94L93 179V177H91V179L93 180V182L92 183H95L93 186H91V189H93L94 190V188H95V190L98 188H96V185L98 184V186L99 185H101L100 187H104L103 188V190H101L100 188H98L97 190V197L98 198H100V199H98L97 198V201H95V203H97L98 205V208H94V203L92 202V203H86V202H91L90 200H81V201H79L80 203H78L79 205L80 204H82L83 205V203H82V201L84 202V204L86 203V207H84V205H83V210H85L84 208H86L87 209V207H88V211H81V209H82V206H78V207H81L80 208V210L78 209H73V208H76V207H74L73 205V207H72V209L73 210H71L70 209V207H69V210H71V211H74V210H76V211H78L77 212V214L79 213L80 215H82L83 217H85L86 219V221H87V219L89 220L90 219V222L88 221V222H86L85 220H83L84 221V223L85 224H87V223H90V224H88V226L89 225H92L91 227H93V225H94V229L97 231V229L98 230H103V233H101V232H97L98 234H103V235H106L104 232H106V222L103 220V221H99V219L100 218H98V220H97V218H96V221H95V216L96 217H99V214H101L103 211H105L106 212V190L104 191V189H106L105 187V184H106V182H105V178H106V176H103ZM43 178V179H42ZM54 178V179H53ZM55 178H56V182H54V180H55ZM70 178H72V179H70ZM82 178V177H81ZM80 178V180H82ZM193 178H196L195 180L196 181H194L193 180ZM205 178H206V176H205ZM204 178V179H205ZM47 179V181H45ZM57 179H59L61 182H59ZM76 179V180H75ZM188 179H187V181L186 182H188ZM22 180V181H21ZM42 180V181H41ZM50 180H51V182L55 185V186H53V184L51 185L50 184ZM65 182H64V181ZM73 180H75V182L73 181ZM103 180H104V182H103ZM206 180H207V178H206ZM205 180V181H206ZM28 181V182H27ZM31 181V180H30ZM36 181V182H35ZM204 181V180H203ZM204 181V182H205ZM48 183V184H46V183ZM60 184H59V183ZM62 182H63V184H62ZM79 182V181H78ZM81 182L79 183L80 185H81ZM89 182H91V181H89ZM89 182L87 183V185H90L89 184ZM99 182V183H98ZM104 183V185H103V183ZM46 185H44V184ZM58 184L57 186H56V184ZM64 183H65V185H64ZM73 183V184H72ZM76 183V184H75ZM91 183V184H92ZM188 184H191V182H190V180H189V183ZM201 184H203L204 185V183L202 182ZM27 185V186H26ZM30 185H29V187H30ZM50 185V186H49ZM61 185V186H60ZM74 185V186H73ZM87 185H86V187H87ZM181 186H185V187H187L188 185L186 184L185 185V183L182 185V184H180ZM179 185V186H180ZM196 185V186H197ZM2 186H5V188L4 189H2L1 187ZM23 186V187H22ZM33 186V187H32ZM35 186V187H34ZM48 186V187H47ZM58 186H60L61 188H63L62 190H61V188L60 187H58ZM71 186H72V189H70L71 188ZM76 186V187H75ZM78 186V187H77ZM191 186V185H190ZM58 187V188H57ZM85 186H84V189L86 188ZM90 187V186H89ZM176 187H178V186H176ZM22 188H23V190H22ZM61 190L62 191V193H61V191L59 192V190ZM74 189L76 190L75 192H74ZM86 189H89L88 187L86 188ZM179 189V188H178ZM182 189V188H181ZM185 189H187V188H185ZM33 190V191H34ZM44 191V193H43V191ZM25 191V192H24ZM50 191V193L49 194H47L48 192ZM56 191V192H55ZM64 191H67V192H64ZM99 191H102V192H99ZM187 191V190H186ZM41 192V193H40ZM46 192V193H45ZM58 192V193H57ZM73 192H74V194H73ZM103 192H104V194H103ZM184 190H182V191H180V193L182 194V195H184ZM43 193V194H42ZM70 193H72L71 195H70ZM76 193H78L76 196H75V194ZM41 194H42V196H41ZM98 194H100L99 196H101V197H99L98 196ZM30 195V194H29ZM39 195V196H38ZM52 195V196H51ZM72 195H74V196H72ZM103 195H104V197H103ZM181 195V196H182ZM96 196L94 197L95 199H96ZM40 197V198H39ZM47 197H45L46 198V200H47ZM53 197V198H52ZM70 197V198H69ZM49 198V197H48ZM57 198V197H56ZM74 199V200H76V201H74V200H72V199ZM39 199V200H38ZM42 199V200H41ZM63 199V200H62ZM94 199V200H95ZM44 200V203L42 202ZM62 200V201H61ZM38 201V202H37ZM40 201V202H39ZM66 201V202H65ZM74 201V202H73ZM93 201V200H92ZM43 204H42V203ZM52 202V201H51ZM50 202V203H51ZM39 203V204H38ZM67 203V204H66ZM90 204H92L91 205V207H89L90 206ZM43 205V206H42ZM89 205V206H88ZM60 206V205H59ZM96 206V205H95ZM96 206V207H97ZM57 207V208H56ZM77 207V208H78ZM99 209V211L100 212H98V211H96L97 213H96V215H94V216H92V212L94 213L95 211H94V209ZM40 208V209H39ZM91 208V209H90ZM37 209H39V212H38V210ZM44 209V208H43ZM65 209L63 210V212H64V215L65 214H68L69 212H65ZM31 210V211H30ZM35 210H33V212H35ZM57 210H59V208L57 209ZM68 209H67V211H69ZM89 210L91 211V212H89ZM43 211V210H42ZM56 211V210H55ZM54 209H53V211L51 212V214H53L54 212ZM60 212H61V215L63 214L62 213V211L61 210H59ZM59 211H57V212H55V215H53V216H56V213H59L60 214V212ZM70 211V212H71ZM82 212V214L80 213V212ZM75 212V211H74ZM86 214H85V213ZM177 212V210H175V213ZM29 213H31V214H29ZM42 215H41V214ZM89 213H90V218H88L89 217ZM104 213V212H103ZM178 213L180 214V212H179V210H178ZM33 214V215H32ZM85 214V215H84ZM105 214V213H104ZM177 214V213H176ZM179 214H178V217H179ZM29 215H31V217L29 216ZM88 215V216H87ZM48 216H50V214L48 215ZM58 216V215H57ZM182 216V215H181ZM30 217V218H29ZM42 217H44L43 219H42ZM52 217V216H51ZM50 217V219H51V221H53L52 219H53V217L51 218ZM93 217V223H91L92 221H91V218ZM102 217H104V216H102ZM31 218H33V219H31ZM40 218H41V220H40ZM32 220V221H30V220ZM38 219V220H37ZM102 219V218H101ZM106 219V218H105ZM40 221V222H39ZM94 223H96V224H94ZM84 224V225H85ZM44 225L45 224H43V227H44ZM42 226V225H41ZM53 226H55V225H52L50 228H51V230L53 229ZM43 227H41L42 228V230L44 231V228ZM56 227V226H55ZM54 227V229L52 230V231H54L55 229V233H57L58 232V227H56L55 228ZM90 227V229H93V228H91ZM66 228V227H65ZM64 227H63V229L61 228L60 229V227H59V230L61 231V230H65V231H70V230H68V228H70V227H67L66 229H65ZM88 228V227H87ZM187 229V228H186ZM41 230V229H40ZM45 230L46 231H44V233L45 232H47L48 230H50V229H48L47 227H46V225H45ZM50 230V231H51ZM95 230H92V232H94L95 234H96V232H95ZM189 230V229H188ZM52 231H51V233H52ZM57 231V232H56ZM183 231V232H182ZM180 233V235L178 234V237L180 236V238H183V235H184V237H185V235H186V232H187V230L185 231L184 229L182 230ZM41 231H34V233H33V235H34V237H39L40 235H44V236H42V239H39V238H41V237H39L38 239L39 240H36L35 238H34V240L36 241V242H39L40 244L41 243H43V240H44V238H45V234H47L46 235V237L48 238V237H52L51 235L53 234V237L54 238H59V237H61V235L59 236V234H62V233H64L63 231H61V233H58V236L59 237H55V235H54V233H50L49 234V231H48V233H40ZM189 232V231H188ZM187 232V233H188ZM28 233H29V235H28ZM37 233V234H36ZM38 233H40L39 235H38ZM66 233V234H65ZM64 234H65V236L66 235H69L70 234V232L68 233V232H65ZM190 233V232H189ZM35 234H36V236H35ZM183 234V235H182ZM50 235V236H49ZM188 235V234H187ZM27 238H26V237ZM56 236H57V234H56ZM62 236H63V234H62ZM36 237V238H37ZM66 237H68V239H69V237L70 236H66ZM134 238H135V236H134ZM59 239H62V240H68V239H63L62 237L61 238H59ZM137 240V239H136ZM34 241V242H35ZM38 243V244H39ZM36 244V243H35ZM37 244V245H38ZM41 245H43V244H41ZM104 248V249H103ZM102 249H103V251L106 249V247L104 246V247H102ZM104 253L102 250H101V248L98 250V252L96 251V252H94L95 254H97V253ZM202 253V252H201ZM95 254H93V253H91L90 255L91 256H93V255H95ZM105 254H106V251H105ZM205 254V252L202 254V255H204ZM100 255V254H99ZM98 255V257H100V259H105L106 258V255L104 256L103 254H101L102 256H99ZM199 256H200V253L198 254ZM201 255V257L202 258H204L205 257V255H204V257ZM94 257V256H93ZM198 257V256H197ZM93 259H95V258H93ZM98 259V258H97ZM199 260H202V259H200V257H199ZM259 259H254V261H253V263H256V262H258V263H256V264H260L259 262L260 261H258ZM262 261V260H261Z\"/></svg>","mask_w":264,"mask_h":264},{"label":"flooded vegetation","instance_id":"flooded-vegetation-1","mask_svg":"<svg viewBox=\"0 0 264 264\" xmlns=\"http://www.w3.org/2000/svg\"><path fill=\"white\" fill-rule=\"evenodd\" d=\"M38 160H40V159H38ZM40 163H41V160L39 161L38 165H40Z\"/></svg>","mask_w":264,"mask_h":264}]
</instances>
